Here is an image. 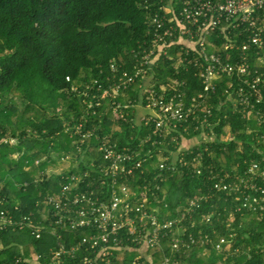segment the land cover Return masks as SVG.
<instances>
[{
	"label": "trees",
	"instance_id": "1",
	"mask_svg": "<svg viewBox=\"0 0 264 264\" xmlns=\"http://www.w3.org/2000/svg\"><path fill=\"white\" fill-rule=\"evenodd\" d=\"M181 4L182 0H0V197L5 198L3 208L10 209L16 218L21 213L31 214L36 221L48 210L44 199L47 194L58 191L60 174L47 173V168L63 164L65 172L66 163L61 157L74 150L76 144V137L71 138L65 131V123L77 122L85 116L84 100L98 92V82L108 86L105 79L111 74L112 59L124 69L131 49H138L140 44L150 46L152 14L163 12L166 5L180 9ZM216 41L221 43V39ZM179 49L180 46L171 52L178 55ZM155 70L161 80L170 75L183 82L182 88L188 96L202 90L197 67L192 62L185 69H177L162 57ZM127 93L118 98L122 104L135 95L133 91ZM227 97L219 89L207 101L211 112L198 114L199 123L206 117V123L214 128L216 139L199 144L203 131L195 130L192 122L186 124L188 131L180 129V141L183 137H195L194 153H204L205 168L200 175L186 168L173 175L162 172L166 179L163 182L157 179L161 184L158 193L160 197L166 195V199L153 203L160 207L161 213L174 215L181 203L211 190L208 164L222 174L242 173L259 157L263 143L255 133L244 129L247 121ZM100 111L98 108L96 114L90 113L86 127H96L98 135H108L121 147L135 146L141 136L153 131V123L136 124L134 113L121 116L104 108L101 115ZM226 126L231 133L228 140H224L228 134ZM255 128L260 130L261 126ZM12 138L16 139L15 143L4 141ZM163 146L146 145L141 150L145 154L151 148L154 155L144 163L143 173L138 169L132 176L133 190H141L146 181L153 187L159 174L156 153L159 149L166 148V152L177 149L169 136ZM92 157L89 153L83 158L86 165L95 160ZM211 192L215 197L203 205L202 211L214 212V219L205 231L225 229L232 221L238 232L234 247L239 246L241 250L226 257L212 245L206 253L202 248H195L188 255H177L178 264H264V216L246 209L236 211L224 202L223 193ZM49 208L52 214L53 208ZM61 234L59 238L45 230L37 236L28 228L0 229V264H90L84 261L86 255L92 257L93 264H107L96 253L84 250L77 251L75 256L65 252L54 258V252L61 245L69 249L82 236L70 231ZM26 238L30 240L26 242ZM163 242L160 249H148L140 264H162L169 253V244L165 239ZM127 244L136 247L131 241ZM137 254L136 249L115 253L110 264H133Z\"/></svg>",
	"mask_w": 264,
	"mask_h": 264
},
{
	"label": "built area",
	"instance_id": "2",
	"mask_svg": "<svg viewBox=\"0 0 264 264\" xmlns=\"http://www.w3.org/2000/svg\"><path fill=\"white\" fill-rule=\"evenodd\" d=\"M151 25L150 46L140 44L138 49H131L124 69L112 59L111 74H106L105 79L108 86L98 82V92L84 100L85 116L77 122L65 123V131L71 138L76 137V144L74 150L61 157L67 169L65 172L64 167L58 169L59 189L44 199L48 210L37 221L31 214L21 213L16 218L10 209L1 206L5 198L0 197V229L28 228L37 236L45 230L59 238L62 231L77 232L82 235L81 240L69 249L61 245L54 252V258L65 252L75 256L77 251L84 250L96 253L107 264L115 253L127 249L139 252L133 264H140L148 249L164 246V239L169 244V253L162 264H178L177 255H188L195 248H202L206 253L209 245L226 257L240 252L239 246L234 247L238 232L233 222H228L225 229L206 232L213 223L214 212L206 213L202 208L215 197L211 192L214 190L223 193L224 202L236 211L246 209L264 216V0H182L180 9L166 5L163 12L153 13ZM216 39H221V43ZM179 46L178 55L171 52ZM162 57L177 69H185L187 63L192 62L197 67L202 90L188 96L179 79L170 75L165 80L159 79L155 67ZM219 89L247 121L244 129L255 133L263 143L260 158L242 173L222 174L208 164L211 190L190 197L176 208L174 215L167 216L160 212L159 206L153 205L166 199V195L159 196L161 184L157 179L163 182L166 177L162 172L173 175L177 171L182 173L184 168L198 175L204 172V153H194L193 142L181 148L184 139L191 141L195 137H183L180 141L179 132L180 129L188 131L186 124L192 122L195 130L203 131L199 144L217 138L214 128L206 123V117L199 123L198 114L211 112L207 101ZM128 91L135 95L122 104L118 98ZM97 107L101 115L104 108L121 116L134 113L136 124L153 123V131L141 136L135 146L121 147L108 135H98L96 127H86L90 113L96 114ZM225 131L228 134L224 140H228L229 126ZM168 136L177 144V149L168 152L166 148L159 149L156 153L155 167L159 174L155 176L153 187L146 181L141 190H133L132 176L138 169L143 173L144 163L154 155L151 148L145 154L141 150L146 145L163 146ZM4 141L15 143L16 139ZM89 153L95 160L91 159L86 165L83 158ZM49 207L53 208L52 214ZM128 241L136 247H129ZM144 245L147 246L145 252ZM84 261L94 263L87 255Z\"/></svg>",
	"mask_w": 264,
	"mask_h": 264
},
{
	"label": "rangeland",
	"instance_id": "3",
	"mask_svg": "<svg viewBox=\"0 0 264 264\" xmlns=\"http://www.w3.org/2000/svg\"><path fill=\"white\" fill-rule=\"evenodd\" d=\"M191 142H192V140L190 141V140H188V139H184V140L182 141V143H181V148H185L186 146H189ZM14 156L17 157L18 154H15ZM60 167H64V165H63V164H58L57 167H51V168L49 167L47 170H48V171H51V172L53 171V172L57 173V171H58V169H59ZM25 240H26V242H27V241H29L30 239H29V238H26ZM0 247H2V244H1V243H0ZM143 248H144L143 251L145 252L146 249H147V246L144 245ZM141 250H142V249H141Z\"/></svg>",
	"mask_w": 264,
	"mask_h": 264
}]
</instances>
